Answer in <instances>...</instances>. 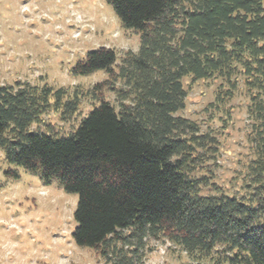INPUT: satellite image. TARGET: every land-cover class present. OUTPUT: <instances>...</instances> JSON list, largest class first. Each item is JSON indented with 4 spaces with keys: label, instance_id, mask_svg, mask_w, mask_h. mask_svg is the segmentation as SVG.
<instances>
[{
    "label": "trees",
    "instance_id": "16d2710c",
    "mask_svg": "<svg viewBox=\"0 0 264 264\" xmlns=\"http://www.w3.org/2000/svg\"><path fill=\"white\" fill-rule=\"evenodd\" d=\"M104 1L139 35L138 51L117 65L113 49L98 47L71 67L72 76L101 70L107 79L93 85L98 104L66 136L31 126L50 109L73 115L82 93L0 86L5 177L17 180L12 167H19L75 194L72 240L104 264L140 263L150 239L219 264H264V0ZM185 77L219 78L227 97L243 83L253 155L246 194H201L196 152L210 139L175 115L184 108ZM103 89L114 92L116 106L98 98Z\"/></svg>",
    "mask_w": 264,
    "mask_h": 264
},
{
    "label": "rangeland",
    "instance_id": "374dc122",
    "mask_svg": "<svg viewBox=\"0 0 264 264\" xmlns=\"http://www.w3.org/2000/svg\"><path fill=\"white\" fill-rule=\"evenodd\" d=\"M139 43V35L123 28L104 0H0V86L20 81L61 88L67 95L82 93L73 115L50 109L31 126L33 130L66 136L98 104L89 91L107 74L101 70L85 76L70 74L86 52L111 48L119 65L127 53L138 51ZM182 85L184 108L175 115L195 123L199 134L210 139L196 152L193 175L206 181L201 194H246V168L253 155L248 141L249 98L243 83L230 97L219 78L185 77ZM121 86V81L115 83ZM99 97L117 105L108 89ZM7 167L0 151V264H104L98 251L78 247L72 240L77 196L63 192L55 182L44 186L19 167H12L19 178L8 179L3 173ZM143 255L138 264H219L214 257L190 256L162 240H146Z\"/></svg>",
    "mask_w": 264,
    "mask_h": 264
}]
</instances>
